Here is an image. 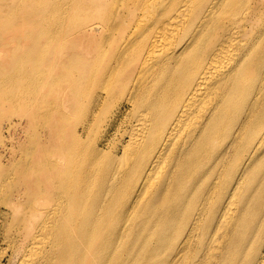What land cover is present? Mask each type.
<instances>
[{"label":"bare ground","instance_id":"6f19581e","mask_svg":"<svg viewBox=\"0 0 264 264\" xmlns=\"http://www.w3.org/2000/svg\"><path fill=\"white\" fill-rule=\"evenodd\" d=\"M93 1L63 0L55 55L103 31L106 0L96 11ZM125 21L110 54L100 45L101 70L90 48L68 47L70 68L113 85L106 98L85 95L77 124L68 109L80 100L49 104L33 161L43 178L21 176L53 208L38 203L45 219L23 225L18 255L0 264H260L264 0H131Z\"/></svg>","mask_w":264,"mask_h":264},{"label":"rangeland","instance_id":"374dc122","mask_svg":"<svg viewBox=\"0 0 264 264\" xmlns=\"http://www.w3.org/2000/svg\"><path fill=\"white\" fill-rule=\"evenodd\" d=\"M104 4L107 10L103 8L100 11L105 12L107 22L103 24V31L94 36L93 43L89 37L75 41L67 40L65 43L61 41V53L55 55L51 26L57 14L60 15L62 24L67 22L63 0H1L0 156L3 157V164L0 165V254L13 249L18 255L16 248L17 243L21 241L23 225L38 224L45 217L39 214L38 203L44 202L47 213L53 208V202L42 199L38 192L32 193V185L23 181L21 176L22 172L27 174L32 170L36 173L31 176L33 182L37 181V178H43L33 161L39 150L43 151L44 140L51 133L52 115L43 117L49 104L57 100L59 106H62L71 103L72 98L80 100V103L74 104H79L78 108L72 106L68 109L74 114L71 116L74 119L72 123L77 124L85 111V95L92 94L94 90L106 98L111 90L112 76L100 81L86 78L79 68H70L68 63L73 58L66 55L71 44L79 51L90 48L92 53H87V56L91 59L96 57L101 65L103 59L98 58L100 45L108 54L112 52V40L118 36V29L122 25L128 26L125 17L131 0H106ZM90 8L96 11V0ZM88 21L98 23L99 19L91 17ZM119 70L120 65L117 64L115 71ZM127 108L129 106L124 107L123 115L129 116L123 122L122 131L135 116L133 112L127 114ZM61 109L64 111L67 108ZM8 123H11L10 126ZM109 125L103 124V127L109 130L112 138L116 129H109L112 126ZM221 236L219 233L218 238ZM217 253L216 251L214 254ZM164 258L166 257L163 255L162 259ZM259 261L264 264V255Z\"/></svg>","mask_w":264,"mask_h":264}]
</instances>
